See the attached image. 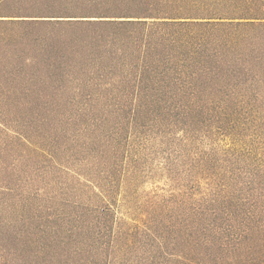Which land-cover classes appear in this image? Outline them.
<instances>
[{
    "label": "trees",
    "instance_id": "1",
    "mask_svg": "<svg viewBox=\"0 0 264 264\" xmlns=\"http://www.w3.org/2000/svg\"><path fill=\"white\" fill-rule=\"evenodd\" d=\"M261 103L264 0H0V109L25 116L26 146L43 140L20 160L30 167L39 148L72 172L56 176L51 214L1 190L0 264H108L126 250L139 264H264ZM126 139L232 145L189 151L184 174L166 160L174 191L151 196L138 234H115L97 204L122 172L142 171Z\"/></svg>",
    "mask_w": 264,
    "mask_h": 264
},
{
    "label": "rangeland",
    "instance_id": "2",
    "mask_svg": "<svg viewBox=\"0 0 264 264\" xmlns=\"http://www.w3.org/2000/svg\"><path fill=\"white\" fill-rule=\"evenodd\" d=\"M259 108L264 109V103L259 104ZM261 122L264 124V113ZM24 125L25 116L21 112L12 113L0 109V207L6 201L1 194L2 191L7 188H18L24 194L30 192L31 195H35L37 200L34 202L42 207L41 212L51 214L53 212L52 209L58 207L64 198L61 196L58 186L59 181L56 176L63 177V173L72 174V172L68 171V168L61 166L53 170L51 164L47 165L41 159L42 155L40 154L43 150L39 148L35 150L40 152L39 155L38 153H36L37 155L35 153L32 155L36 156V159H33L32 156L30 157V167L27 166L24 159L20 160L25 151H30L33 148L30 151L31 154L37 146L41 147L40 145L43 143L41 139H29L32 144L30 143L26 146L25 141L27 139H23L18 132ZM178 135L180 136L181 134ZM126 140L132 142L130 146L132 150L134 147V150L141 154L139 159L142 162V171L139 173L135 171H133L135 173L129 172L132 170L122 172L117 179L118 182L113 186V188H116L113 199L97 204L102 212L108 210L105 204L110 205L109 207L114 213V218L112 220V216L110 218V231L115 234L121 232V229H131V233L134 235L138 234L139 231L144 229L141 219L146 218V202L150 200L151 196L155 193L164 195L174 191L168 176L163 174L166 160L170 158L175 161L174 170L178 174H184L188 172L189 167L180 158L185 157L189 151L192 153H216L222 156L224 148H229L232 145L231 141L225 139H196L193 141H187V139ZM4 149L7 150L2 152ZM128 153L130 154V152ZM64 177L67 184L73 181L70 174H64ZM196 185L195 188L198 189V192L208 191L204 181H202L200 186ZM84 199L90 207L94 203H98L94 199L92 192H89ZM71 201H75L74 198H71ZM7 220L9 219L7 218ZM135 227H138V229H135ZM121 245H126L124 239L120 243ZM143 255L141 251L126 250L122 252V256L119 259H114L108 264H139L145 260L142 257ZM129 259L130 261L128 262Z\"/></svg>",
    "mask_w": 264,
    "mask_h": 264
}]
</instances>
